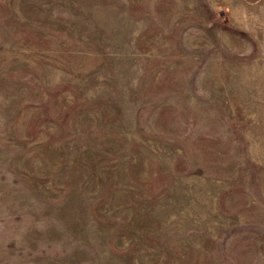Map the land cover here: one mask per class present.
<instances>
[{
	"label": "rangeland",
	"instance_id": "1",
	"mask_svg": "<svg viewBox=\"0 0 264 264\" xmlns=\"http://www.w3.org/2000/svg\"><path fill=\"white\" fill-rule=\"evenodd\" d=\"M0 264H264V0H0Z\"/></svg>",
	"mask_w": 264,
	"mask_h": 264
}]
</instances>
